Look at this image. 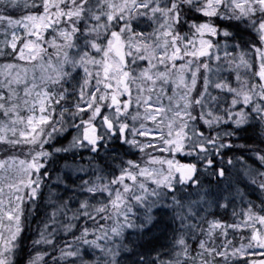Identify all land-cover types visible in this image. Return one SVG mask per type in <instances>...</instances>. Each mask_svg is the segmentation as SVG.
Wrapping results in <instances>:
<instances>
[{
    "label": "snow or ice",
    "instance_id": "snow-or-ice-1",
    "mask_svg": "<svg viewBox=\"0 0 264 264\" xmlns=\"http://www.w3.org/2000/svg\"><path fill=\"white\" fill-rule=\"evenodd\" d=\"M257 248L264 0H0V264Z\"/></svg>",
    "mask_w": 264,
    "mask_h": 264
},
{
    "label": "rangeland",
    "instance_id": "rangeland-1",
    "mask_svg": "<svg viewBox=\"0 0 264 264\" xmlns=\"http://www.w3.org/2000/svg\"><path fill=\"white\" fill-rule=\"evenodd\" d=\"M261 253H262V250L259 249V248H257V249H256V253H255V255H259V254H261Z\"/></svg>",
    "mask_w": 264,
    "mask_h": 264
},
{
    "label": "flooded vegetation",
    "instance_id": "flooded-vegetation-1",
    "mask_svg": "<svg viewBox=\"0 0 264 264\" xmlns=\"http://www.w3.org/2000/svg\"><path fill=\"white\" fill-rule=\"evenodd\" d=\"M262 257H264V255H262Z\"/></svg>",
    "mask_w": 264,
    "mask_h": 264
}]
</instances>
